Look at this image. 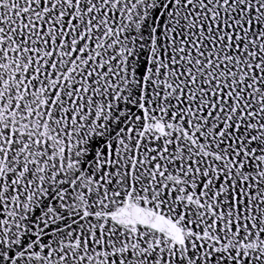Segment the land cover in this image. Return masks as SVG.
<instances>
[{
  "label": "snow or ice",
  "instance_id": "1",
  "mask_svg": "<svg viewBox=\"0 0 264 264\" xmlns=\"http://www.w3.org/2000/svg\"><path fill=\"white\" fill-rule=\"evenodd\" d=\"M0 264H264V0H0Z\"/></svg>",
  "mask_w": 264,
  "mask_h": 264
}]
</instances>
